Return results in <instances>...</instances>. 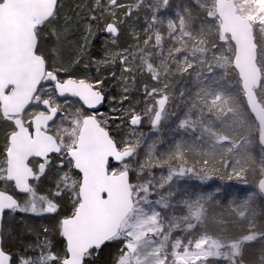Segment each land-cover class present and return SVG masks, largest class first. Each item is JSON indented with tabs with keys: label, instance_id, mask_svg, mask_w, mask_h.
<instances>
[{
	"label": "snow or ice",
	"instance_id": "1",
	"mask_svg": "<svg viewBox=\"0 0 264 264\" xmlns=\"http://www.w3.org/2000/svg\"><path fill=\"white\" fill-rule=\"evenodd\" d=\"M0 264H264V0H0Z\"/></svg>",
	"mask_w": 264,
	"mask_h": 264
},
{
	"label": "trees",
	"instance_id": "2",
	"mask_svg": "<svg viewBox=\"0 0 264 264\" xmlns=\"http://www.w3.org/2000/svg\"><path fill=\"white\" fill-rule=\"evenodd\" d=\"M117 94H118V92H117ZM216 183H219V181L217 180V181H215Z\"/></svg>",
	"mask_w": 264,
	"mask_h": 264
}]
</instances>
